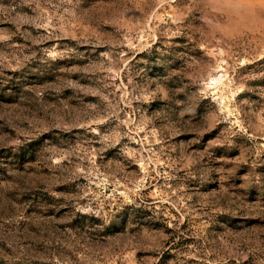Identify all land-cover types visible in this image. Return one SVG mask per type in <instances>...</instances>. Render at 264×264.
<instances>
[{
    "label": "rangeland",
    "instance_id": "1",
    "mask_svg": "<svg viewBox=\"0 0 264 264\" xmlns=\"http://www.w3.org/2000/svg\"><path fill=\"white\" fill-rule=\"evenodd\" d=\"M0 264H264V0H0Z\"/></svg>",
    "mask_w": 264,
    "mask_h": 264
}]
</instances>
